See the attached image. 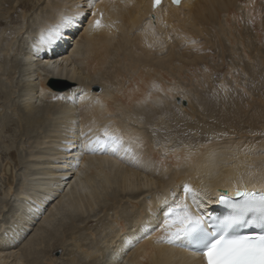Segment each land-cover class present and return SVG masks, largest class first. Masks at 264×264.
<instances>
[{"label":"bare ground","instance_id":"6f19581e","mask_svg":"<svg viewBox=\"0 0 264 264\" xmlns=\"http://www.w3.org/2000/svg\"><path fill=\"white\" fill-rule=\"evenodd\" d=\"M163 1L0 0V264H203L162 239L183 186L264 187V0Z\"/></svg>","mask_w":264,"mask_h":264},{"label":"snow or ice","instance_id":"6c2138e0","mask_svg":"<svg viewBox=\"0 0 264 264\" xmlns=\"http://www.w3.org/2000/svg\"><path fill=\"white\" fill-rule=\"evenodd\" d=\"M94 0H88L89 8ZM161 0H152L155 10ZM178 5L180 0H172ZM84 13L77 12L75 16L61 15L60 22L47 30V35L41 33V43L51 44L62 35V29L74 24ZM92 15L95 17L96 13ZM102 15V14H101ZM105 25L101 19H94L91 27L100 29ZM84 138L83 147L91 152L110 151L116 153L123 148V137L111 134L107 128L103 135L93 140H87V133L81 132ZM128 151V149H124ZM185 196L193 195L192 207L181 201L174 208H168L162 225L166 235L162 239L175 245L183 243L189 250L201 255L204 264H264V187L259 189L241 187L231 193L218 194L219 204L227 205L232 211L223 218H212L201 211L203 205L195 200V194L189 185L183 186ZM167 201H165V204ZM253 219L249 220V215ZM258 227L260 230L243 232L242 229Z\"/></svg>","mask_w":264,"mask_h":264},{"label":"rangeland","instance_id":"374dc122","mask_svg":"<svg viewBox=\"0 0 264 264\" xmlns=\"http://www.w3.org/2000/svg\"><path fill=\"white\" fill-rule=\"evenodd\" d=\"M76 28H78V27H76ZM79 30H80V29H79ZM78 33H79V31H78ZM77 38H78V37L75 38V41H76ZM68 49H69V48H68ZM71 49H72V47H70V50H71ZM228 59H229V58L226 59V62H227V63L230 61V59H229V60H228ZM35 69H37V68L34 67V70H35ZM55 83H56V84H54V85H56V86L60 85L61 88L63 87L62 89H64V88L66 87L65 84H60V83H57V82H55ZM217 89H218V88H217ZM185 102H186V101H185ZM186 104H187V103H186ZM213 121H214V120H213ZM259 130L261 131L262 134H264V129H260V128H259ZM262 131H263V132H262ZM0 165H1V159H0ZM3 189H4V185H3V183H2L1 180H0V200L2 199L1 201L4 202V201H5V198H2V197H4L2 194L4 193L3 191H5V189H4V190H3ZM93 215H94V214H93ZM91 220L95 221V219H91ZM60 255H62V253H61V252H57L56 254H54V258L59 259V258H60ZM63 259L66 260L65 257H64ZM64 260H62V261H64ZM64 262H65V261H64Z\"/></svg>","mask_w":264,"mask_h":264}]
</instances>
